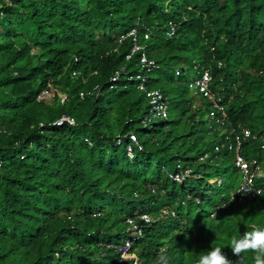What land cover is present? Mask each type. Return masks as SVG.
I'll return each mask as SVG.
<instances>
[{
    "label": "trees",
    "instance_id": "16d2710c",
    "mask_svg": "<svg viewBox=\"0 0 264 264\" xmlns=\"http://www.w3.org/2000/svg\"><path fill=\"white\" fill-rule=\"evenodd\" d=\"M133 28L151 72L140 53L127 59ZM193 61L215 75L221 127L223 112L191 88ZM140 80L164 94L167 118L144 123L151 104ZM62 115L75 124L53 125ZM242 126L264 134V0H0V264H133L107 245L123 243L128 217L163 207L180 218L145 231L132 248L141 264L162 248L169 264H196L211 247L236 264L231 238L264 226V197L214 218L206 210L241 183L234 155L215 143ZM131 133L140 149L117 143ZM205 153L218 165L185 187L203 200L179 208L171 173ZM244 153L261 162L264 191V149L252 141ZM229 168L223 184H209ZM242 255L254 264V253Z\"/></svg>",
    "mask_w": 264,
    "mask_h": 264
},
{
    "label": "clouds",
    "instance_id": "9594fccd",
    "mask_svg": "<svg viewBox=\"0 0 264 264\" xmlns=\"http://www.w3.org/2000/svg\"><path fill=\"white\" fill-rule=\"evenodd\" d=\"M134 29V28H133ZM171 30V29H170ZM168 31V34L170 32ZM132 31V30H131ZM130 31V32H131ZM174 35V34H173ZM170 36V35H169ZM133 47V46H132ZM132 50V48H131ZM195 65V77L191 82V88L193 90H196L199 92L201 95H203L205 98L209 99L216 109L222 111V116L219 118L218 123L220 124L218 127H221L226 124L228 113L225 110V104L223 103V97L215 92L213 90V83L215 80V75L212 72L211 68H206L203 67L201 63H198V61H193ZM222 62L218 63V67L222 66ZM206 72H209L212 75V81L210 82V90L212 93L215 94L217 99L211 100L207 95L204 94V92L201 90L200 86L198 85V81L201 80ZM118 80V79H117ZM117 82V81H116ZM143 81L140 80V85ZM146 89V88H145ZM146 94L147 91H153V90H145ZM163 94V93H162ZM164 96V94H163ZM148 97V96H147ZM165 98V96H164ZM166 100V98H165ZM167 101V100H166ZM168 104V112H169V103ZM168 112L166 117H157L154 119L158 118H167L168 117ZM150 115V114H149ZM148 117V116H147ZM146 117V119H147ZM144 120V123H149ZM153 119V120H154ZM218 125V124H217ZM243 128H249L252 131V135L254 137H249L247 138L244 134L242 129ZM221 128L218 129V131ZM228 130V129H227ZM223 130V135H225V140L226 142H220V143H215V151L216 152H222L223 150H228L230 153L234 155V161L233 165L237 169L238 172L241 173V176L243 177L241 179V183L231 191L227 196H222L218 202L214 204V206L207 211L208 214H211V217L214 218L218 215L219 211L222 209V207H227L228 203L230 202H239L242 203L245 199H257V198H263L264 197V191L263 188L259 185H256L257 180L256 178L258 177L259 173L262 170V164L261 162L257 159H250L246 156L244 153V147L246 144L254 141L257 143V141L260 143V148L264 149V134L259 135L253 133V130L249 126H242L240 127V130H234V129H229ZM118 143V142H117ZM138 146V148H141V145L139 144V141L137 139V142H135ZM239 145L240 147V153L242 156H244L245 160L251 164V170L256 169V172L252 176V181H253V187L256 190H259L257 193H247L244 190V183H245V173L238 164V159H237V150L236 147ZM133 147V146H132ZM134 148L130 150V155H134L133 152ZM210 156L209 153H205L202 156H198L196 158H191L190 159V165L180 168L177 170L175 173H171L170 179L174 182L177 183L181 187V190L178 191V189L172 193L169 194V199L171 201H174L176 204H179V208L186 207L189 205L193 200L197 202V204L201 203L203 200V197H199L197 195V192H193L192 190H186V186L188 184H191L188 181H199L200 179H204V170L207 172V164L210 161L213 166L218 165L219 162L211 161L209 160ZM256 161L254 164L253 162ZM225 175L222 174H216V177L214 178H209L208 182L210 185L215 184L216 186H220L221 184L224 183V177ZM231 177V176H230ZM151 190L155 192L157 190V187H151ZM235 193V194H234ZM168 199V200H169ZM170 217H175V219L180 218V215L178 212H176L174 209L170 207H163L158 215L155 217L154 213L148 212V211H137L133 216H130L126 219L125 223L128 226V233L126 234V238L124 239L123 243H112L107 245L109 249L115 250L117 253H119V258L118 261L120 263L132 261L133 264H141V261L139 257H137L133 252L132 248L136 242H138L140 239H142L145 235V231L155 222L156 223H163L166 219ZM189 218H184L182 221V224H186L188 222ZM160 220L161 223L158 221ZM129 244L128 248V256L127 258L122 257L123 253V247ZM230 250L234 256H236L238 259L236 261V264H244V259L245 257L242 255L244 253L252 252L254 253L253 260L254 264H264V226H253L251 231H247L243 233L240 237L233 236L231 238V243H230ZM165 251V248H162L161 254H159L155 261L154 264H169L168 257L163 254ZM105 252L102 253V257L105 256ZM196 264H233V261H231L228 256L224 253L223 249L220 247H211L210 250L201 252L196 260Z\"/></svg>",
    "mask_w": 264,
    "mask_h": 264
},
{
    "label": "built area",
    "instance_id": "2783aa9c",
    "mask_svg": "<svg viewBox=\"0 0 264 264\" xmlns=\"http://www.w3.org/2000/svg\"><path fill=\"white\" fill-rule=\"evenodd\" d=\"M171 25V30L169 32V35H173L175 33V28L173 27V24ZM138 34H139V29L134 28L132 31L128 34V37H132L134 44L132 47V50L129 52L127 55V59L131 58L134 54L140 53V60L141 63L145 65L147 68L148 72H151L155 67L156 63L153 59H150L146 53L145 46L139 43L138 41ZM118 77H114L113 80H117ZM212 81V75L209 72H206L201 80L198 81V85L200 86L201 90L204 92L205 95H207L211 100H216L217 97L215 96L214 93L211 92L210 90V82ZM145 82L143 81L140 85V87L144 90H146ZM61 95V94H60ZM62 96V101L66 100L65 95ZM147 96L150 98V104H151V112L150 115L147 117L146 121L151 122L154 118L157 117H166L167 112H168V104L167 101L165 100L163 94L159 90H153V91H147ZM44 97H55V92H44L43 95H41V98ZM65 123L74 125L75 120L73 117L69 115H62L58 119H56L54 122H52L53 125H63ZM243 134L249 138V137H254L252 135V131L249 128H243L242 129ZM133 140L134 142H137V137L135 134H129L126 137H120L118 138L117 142L118 144L123 143L125 141ZM132 146H129V150H132ZM237 150V159H238V164L242 168V170L245 173V183H244V190L247 193H257L259 190H256L253 186V181H252V176L256 172V169L251 170V164L247 162L244 158V156L241 155L240 153V147L239 145L236 147ZM254 164L256 161L253 162ZM128 248L129 244L123 247V253L122 257L127 258L128 254Z\"/></svg>",
    "mask_w": 264,
    "mask_h": 264
},
{
    "label": "rangeland",
    "instance_id": "374dc122",
    "mask_svg": "<svg viewBox=\"0 0 264 264\" xmlns=\"http://www.w3.org/2000/svg\"><path fill=\"white\" fill-rule=\"evenodd\" d=\"M207 126H209L208 124H207ZM209 140H210V138H208ZM231 171V168H229L228 170L227 169H222V170H220V172L222 173V174H224V175H226V173H227V176H228V174H229V172ZM178 189V191H180L181 190V188H177Z\"/></svg>",
    "mask_w": 264,
    "mask_h": 264
},
{
    "label": "crops",
    "instance_id": "0c3cea01",
    "mask_svg": "<svg viewBox=\"0 0 264 264\" xmlns=\"http://www.w3.org/2000/svg\"><path fill=\"white\" fill-rule=\"evenodd\" d=\"M235 194V193H234ZM243 202V201H242Z\"/></svg>",
    "mask_w": 264,
    "mask_h": 264
}]
</instances>
